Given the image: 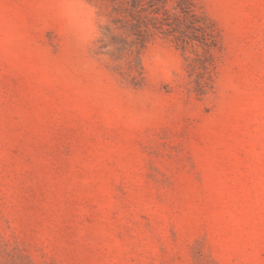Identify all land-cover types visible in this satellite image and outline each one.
<instances>
[{
  "label": "rangeland",
  "instance_id": "1",
  "mask_svg": "<svg viewBox=\"0 0 264 264\" xmlns=\"http://www.w3.org/2000/svg\"><path fill=\"white\" fill-rule=\"evenodd\" d=\"M198 4L201 96L161 34L132 85L102 0H0V264H264V0Z\"/></svg>",
  "mask_w": 264,
  "mask_h": 264
},
{
  "label": "trees",
  "instance_id": "2",
  "mask_svg": "<svg viewBox=\"0 0 264 264\" xmlns=\"http://www.w3.org/2000/svg\"><path fill=\"white\" fill-rule=\"evenodd\" d=\"M102 2L109 9L105 13L107 23L99 25L102 31L99 47L112 46L124 53L132 85H142L144 78L140 58L134 52L156 34H161L183 53L194 52L193 57L185 56L189 90L201 96L213 87L215 54L221 52L223 46L218 28L198 9V0Z\"/></svg>",
  "mask_w": 264,
  "mask_h": 264
}]
</instances>
